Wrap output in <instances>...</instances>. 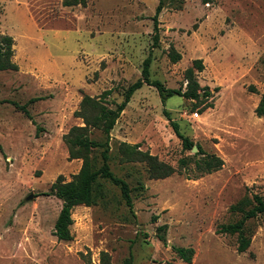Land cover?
I'll return each mask as SVG.
<instances>
[{
    "label": "rangeland",
    "instance_id": "374dc122",
    "mask_svg": "<svg viewBox=\"0 0 264 264\" xmlns=\"http://www.w3.org/2000/svg\"><path fill=\"white\" fill-rule=\"evenodd\" d=\"M63 1L0 0V37L13 39L17 66L0 71V264H264V215L244 224L243 253L237 234L217 233L240 218L232 206L247 209L253 194L264 197V117L254 113L264 94V0H163L156 47L158 0ZM147 56L149 78L181 91L185 71L201 60L203 69L193 70L200 97L202 89L209 96L162 103L154 87L136 90L110 132L109 165L131 189L132 212L102 183L95 205L72 209V239L58 241L52 231L62 202L50 188L81 166L62 139L82 126L73 112L83 94L110 89L108 100L120 102ZM168 117L202 154L182 149ZM118 142L138 144L176 171L150 179L144 163L122 160ZM208 154L221 168L195 171ZM172 247L192 248L190 263Z\"/></svg>",
    "mask_w": 264,
    "mask_h": 264
},
{
    "label": "trees",
    "instance_id": "16d2710c",
    "mask_svg": "<svg viewBox=\"0 0 264 264\" xmlns=\"http://www.w3.org/2000/svg\"><path fill=\"white\" fill-rule=\"evenodd\" d=\"M63 6L84 5V0H64ZM163 8V0H158L152 16L153 22V43L152 47L158 44V15ZM13 39L10 36L0 37V71L17 70V66L11 62V46ZM172 60L179 59L178 54H171ZM150 57L147 56L142 63L141 75L134 83L128 86L122 93V100L115 102L108 100L111 90H105L98 96H89L83 94L78 104V109L73 112V116L82 122V126H72L63 136L68 151L69 160H81V166L78 172L71 177L69 181H65L62 176H58L52 183L50 191L54 196L61 200V208L54 222L53 236L58 241H69L72 239L69 227L72 223L71 211L74 207L82 205L89 207L95 205L101 196V184L107 183L116 187L125 207L132 212L133 202L131 198V189L127 182L116 176L110 168L111 160V143L110 132L118 120L121 112L125 109L132 94L140 89L143 85L154 87L161 99V102L177 95L188 100H199L209 96L207 89H202V95H199V85L195 78L194 70L201 71L203 69L201 60L197 59L192 62V67L185 71L186 88L184 91L180 89H166L158 80L149 78ZM201 90V89H200ZM250 92H255L254 87H249ZM31 102V101H30ZM112 105V107L110 106ZM24 111V106L20 107ZM25 112V111H24ZM257 117H264V94L261 95L257 106L254 109ZM168 116V113L165 112ZM170 126L174 134L181 140L182 149L191 150L196 146V154H202L199 145H193L192 142L181 134L178 124L168 117ZM97 131L100 134V140L90 137L92 132ZM138 144L129 145L124 142L117 143V151L125 162H140L146 166V173L150 179H163L169 177L176 170L167 164L158 161L155 157L147 152L139 151ZM1 149V147H0ZM180 167L186 166L184 159L179 160ZM223 161L214 154L205 155L201 160L195 162V171L201 174H209L221 168ZM252 205L247 209H242L237 205L231 207L232 211L239 212L240 218L231 224L221 225L217 229L220 234H237L236 252L238 254L247 250L250 240L243 234L244 224L250 219H254L259 215H264V197L253 194L251 196ZM164 227L157 230L161 232ZM157 238L163 244H166L163 233L157 234ZM181 261L190 263L194 253L192 248L172 247ZM130 264V259L125 261Z\"/></svg>",
    "mask_w": 264,
    "mask_h": 264
},
{
    "label": "water",
    "instance_id": "95a60500",
    "mask_svg": "<svg viewBox=\"0 0 264 264\" xmlns=\"http://www.w3.org/2000/svg\"><path fill=\"white\" fill-rule=\"evenodd\" d=\"M191 151H192L193 153H195V152L197 151L196 146H193V147L191 148ZM29 199H31V195H29L28 197L25 198L26 201L29 200Z\"/></svg>",
    "mask_w": 264,
    "mask_h": 264
},
{
    "label": "built area",
    "instance_id": "2783aa9c",
    "mask_svg": "<svg viewBox=\"0 0 264 264\" xmlns=\"http://www.w3.org/2000/svg\"><path fill=\"white\" fill-rule=\"evenodd\" d=\"M193 116H197V114L196 113H194V115Z\"/></svg>",
    "mask_w": 264,
    "mask_h": 264
}]
</instances>
